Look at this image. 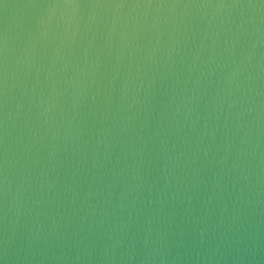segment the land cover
I'll list each match as a JSON object with an SVG mask.
<instances>
[{"label":"water","instance_id":"95a60500","mask_svg":"<svg viewBox=\"0 0 264 264\" xmlns=\"http://www.w3.org/2000/svg\"><path fill=\"white\" fill-rule=\"evenodd\" d=\"M0 264H264V0H0Z\"/></svg>","mask_w":264,"mask_h":264}]
</instances>
